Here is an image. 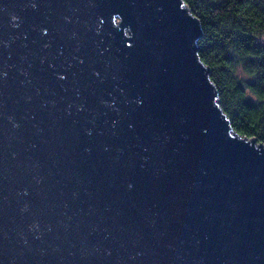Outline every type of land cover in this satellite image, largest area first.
<instances>
[{"label": "water", "instance_id": "water-1", "mask_svg": "<svg viewBox=\"0 0 264 264\" xmlns=\"http://www.w3.org/2000/svg\"><path fill=\"white\" fill-rule=\"evenodd\" d=\"M201 36L183 0H0V264H264Z\"/></svg>", "mask_w": 264, "mask_h": 264}, {"label": "trees", "instance_id": "trees-1", "mask_svg": "<svg viewBox=\"0 0 264 264\" xmlns=\"http://www.w3.org/2000/svg\"><path fill=\"white\" fill-rule=\"evenodd\" d=\"M201 26L199 57L234 132L264 145V0H183Z\"/></svg>", "mask_w": 264, "mask_h": 264}, {"label": "rangeland", "instance_id": "rangeland-1", "mask_svg": "<svg viewBox=\"0 0 264 264\" xmlns=\"http://www.w3.org/2000/svg\"><path fill=\"white\" fill-rule=\"evenodd\" d=\"M126 34H128V31H126ZM261 44L264 46V38L260 39Z\"/></svg>", "mask_w": 264, "mask_h": 264}]
</instances>
